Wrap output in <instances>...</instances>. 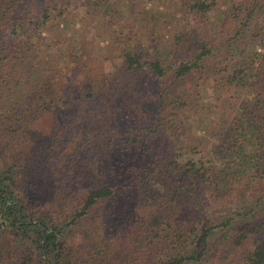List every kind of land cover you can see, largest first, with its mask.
I'll list each match as a JSON object with an SVG mask.
<instances>
[{
    "label": "trees",
    "instance_id": "trees-1",
    "mask_svg": "<svg viewBox=\"0 0 264 264\" xmlns=\"http://www.w3.org/2000/svg\"><path fill=\"white\" fill-rule=\"evenodd\" d=\"M61 1L0 0V156L7 151L9 157V162L0 168V264H81L69 251L56 212H71L67 226L91 223V244L84 264H195L205 260L208 243L218 226L199 216L205 201L197 185L207 182L228 185L232 179L226 168L230 165L207 167L196 157V149L180 139L176 138L174 144L165 139L159 141L168 125L165 116L148 117L147 127L135 135L133 132L118 135L111 128L116 113H110L109 130L102 127L94 139L89 136L93 132L90 131L76 143H70L84 148L85 158L79 150L66 152V156L51 152L44 161L45 167L34 168L31 173L15 157L14 150L23 149L35 139L34 128L47 129L41 120L47 121L54 108L72 112L77 103L53 63H58L57 55H44L34 41L36 31L51 19V12ZM202 9L209 7L203 5ZM236 10L237 19L246 16L236 39L246 42L247 48L239 62L217 71L228 73V89L234 90L233 98L238 96L234 102H227L233 105L236 117L225 131L220 148L227 152L225 158L229 160L231 154L247 151L252 160L259 161L256 172L262 174L264 54L254 47L264 43V34L252 31L249 35V32L257 16L264 14V1H254L249 6L240 3ZM26 21L33 24L26 25ZM250 47L252 52H247ZM202 58L191 64L181 63L176 69L168 70L160 61L149 63L148 68L153 77L168 75L179 81L198 68ZM123 64L129 72H137L143 65L130 50L125 51ZM173 103L178 104V110L186 106V101L180 98ZM175 114L168 115L173 117L170 125L173 138L181 128L175 125ZM102 120L107 121V116ZM48 134L44 148L50 141ZM80 181L89 183L90 189L79 205L60 207L53 212V207L40 203V198L47 196L61 201ZM133 185L129 199L119 201V194ZM144 200L157 204L167 214L163 219L151 217L146 223L137 216ZM39 204L42 207L37 211ZM171 208L173 213L169 212ZM243 264H264V239L245 246Z\"/></svg>",
    "mask_w": 264,
    "mask_h": 264
},
{
    "label": "rangeland",
    "instance_id": "rangeland-1",
    "mask_svg": "<svg viewBox=\"0 0 264 264\" xmlns=\"http://www.w3.org/2000/svg\"><path fill=\"white\" fill-rule=\"evenodd\" d=\"M93 1L62 0L51 12V19L36 31L37 48H41L44 55H57L58 63H53L63 74L61 80L77 103L72 112L54 108L47 121L41 120L47 129L34 128L35 139L23 149L14 150L15 157L31 173L34 168L45 167L44 161L51 152L66 156V152L79 150V154L85 155L84 148L70 143L90 131L93 132L89 136L94 139L100 128L109 130L110 113H116L111 128L118 135L121 132L135 135L147 127L148 117L165 116L164 122L168 125L159 141L165 139L171 144L178 138L196 149V157L207 167L213 164L224 167V163H229L233 168H226L232 179L228 185L227 182L221 186L209 182L197 185L205 201L199 216L218 227L208 243L205 260L195 264H243L245 246L264 239V173L256 172L259 161L252 160L247 151L231 154L229 160L225 158L227 152L220 148L225 131L236 117L233 105L227 102H234L238 96L233 98L234 90L228 89V73L218 74L217 71L239 62L247 48L246 42L236 39V33L245 22L242 19L246 17L241 15L237 19L236 7L240 3L249 6L261 0ZM203 5L209 9L204 11ZM256 20L249 35L252 31L264 34V14L258 15ZM29 24L33 22L26 21V25ZM262 45L264 43L254 47L260 54H264ZM128 50L142 61V68L137 72L127 71L123 64V55ZM247 52H252V47ZM200 56L203 58L198 62L199 67L179 81L168 75L159 79L153 77L148 68L149 63L160 61L168 70L176 69L181 63L189 61L191 64ZM179 98L186 101L183 110L176 109L178 104L173 103ZM184 111L186 113L181 114ZM172 113H177L175 125H181L175 138L170 130L173 117L168 116ZM105 116L107 121L102 120ZM47 133L50 141L44 148ZM8 162L7 151H2L0 168ZM134 186L123 190L119 201L128 200V192H132ZM89 189V183L80 181L61 201L47 196L40 198V203L53 207V212L60 207L69 209L79 205ZM156 205L144 200L137 210L138 218L146 223L151 217L163 219L167 213ZM41 207L39 204L36 210L40 211ZM70 213L56 212V218L64 228L69 251L76 261L84 264L88 261L92 225L84 221L67 226L72 217Z\"/></svg>",
    "mask_w": 264,
    "mask_h": 264
}]
</instances>
